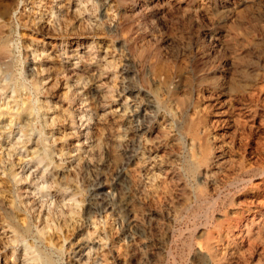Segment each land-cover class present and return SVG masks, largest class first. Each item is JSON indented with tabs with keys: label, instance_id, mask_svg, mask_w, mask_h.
<instances>
[{
	"label": "rangeland",
	"instance_id": "rangeland-1",
	"mask_svg": "<svg viewBox=\"0 0 264 264\" xmlns=\"http://www.w3.org/2000/svg\"><path fill=\"white\" fill-rule=\"evenodd\" d=\"M0 44V264H264V0H0Z\"/></svg>",
	"mask_w": 264,
	"mask_h": 264
},
{
	"label": "bare ground",
	"instance_id": "bare-ground-1",
	"mask_svg": "<svg viewBox=\"0 0 264 264\" xmlns=\"http://www.w3.org/2000/svg\"><path fill=\"white\" fill-rule=\"evenodd\" d=\"M48 1V0H47ZM167 3H168V1H167ZM42 4V3H41ZM45 5V4H44ZM50 5V4H49ZM170 5V4H169ZM55 9V8H54ZM136 12V11H135ZM68 14V13H67ZM52 24V23H51ZM71 24V23H70ZM45 25V24H44ZM48 27V26H47ZM63 27V26H62ZM52 28V27H51ZM48 30V29H47ZM67 36V35H66ZM72 37V36H71ZM4 40V39H3ZM7 46V45H6ZM5 46V44H0V58H1V61H4V60H2V58H6L9 54H10V51L8 50V48ZM134 46V45H133ZM6 62H8V61H6ZM1 63V62H0ZM10 63V62H9ZM2 64V63H1ZM57 66V65H56ZM9 68H10V66H8V64H6L5 63V68H2V69H0V74L2 73V74H4L5 72L7 73V72H9ZM1 70H4V71H1ZM54 72V71H53ZM32 75V74H31ZM88 76V75H87ZM87 78V77H86ZM86 80V79H85ZM33 83V82H32ZM98 97V96H97ZM6 106V105H5ZM33 109V108H32ZM32 109L31 108H28V109H25V110H23L22 111V113L20 114L22 117L24 116V115H28L29 116V114H31L32 113ZM24 118V117H23ZM30 125V124H29ZM32 125V124H31ZM253 126V125H252ZM32 128V127H31ZM26 132H28V130L26 131ZM141 133V132H140ZM142 135V134H141ZM205 143V142H204ZM203 145V144H202ZM196 146H197V144H196ZM205 146V145H204ZM198 147V146H197ZM208 148V147H207ZM203 150H204V148H203ZM194 151V150H193ZM34 154H36L37 155V158H39V160H40V162L42 163H44L45 164V166H50L51 165V155H50V153L48 152V151H45V150H43V151H39V150H35V153ZM198 164V163H197ZM194 165V164H193ZM13 170V169H12ZM8 172V171H7ZM9 173V172H8ZM9 175V174H8ZM7 178V177H6ZM13 180V179H12ZM9 181V180H8ZM7 183H9V182H7ZM5 184H6V182H5ZM7 185V184H6ZM4 186V185H3ZM12 187V186H11ZM15 203V202H14ZM18 204V203H17ZM213 205V204H212ZM211 205V206H212ZM7 207V206H6ZM19 207V206H18ZM15 208V207H14ZM212 208V207H211ZM11 209H12V207H11ZM0 210H2V209H0ZM22 210V209H21ZM2 213H3V211H2ZM5 213V212H4ZM17 215V214H16ZM5 216V215H4ZM10 216V218H13V217H15V215L14 214H10L9 215ZM25 216V215H24ZM27 216V215H26ZM9 218V217H8ZM3 220H5V219H3ZM26 220V219H25ZM7 221V220H6ZM30 221V220H29ZM9 222V221H8ZM18 222V221H17ZM21 223V222H20ZM25 224H27L28 222H24ZM23 225L22 226V224H17V225H15V224H13L16 228V231L15 232H18L22 237H27L29 234H31L30 232H32L31 231V229H30V226L28 227L27 225ZM12 225V226H13ZM8 226V225H7ZM13 226V227H14ZM46 228V227H45ZM58 229V228H57ZM56 229V230H57ZM47 229H42V230H39V234L38 235H40V237H41V239H43V241H48L49 242V244H53L54 246H56V243H55V241L53 240V236L51 235L50 237H48V238H45V231H46ZM50 230V229H49ZM49 230H48V232H49ZM51 231V230H50ZM51 232H49V234H50ZM92 233V232H91ZM56 235V234H55ZM71 235V234H70ZM18 236V235H17ZM19 239V238H18ZM21 239V238H20ZM40 239V240H41ZM19 241V240H18ZM29 245V244H28ZM86 246V245H85ZM84 246V247H85ZM43 247V246H42ZM57 247V246H56ZM25 248V250H24V252L26 253V256L27 257H29L28 258V262H30V264H56V262L52 259V257L51 256H49V255H47V254H43V253H41V252H39L38 250H36V253H38V255L36 256L35 255V251H34V246H25L24 247ZM47 248V247H46ZM80 248V247H79ZM79 248H78V250H79ZM38 249V248H37ZM59 251H62L63 250V247H60L59 249H58ZM33 251H34V253H33ZM64 251V250H63ZM62 251V252H63ZM76 251V250H75ZM84 252V251H83ZM46 253V252H45ZM62 254V253H61Z\"/></svg>",
	"mask_w": 264,
	"mask_h": 264
}]
</instances>
